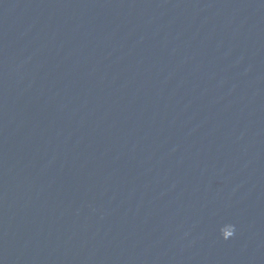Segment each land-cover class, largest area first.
Instances as JSON below:
<instances>
[{
  "label": "water",
  "instance_id": "water-1",
  "mask_svg": "<svg viewBox=\"0 0 264 264\" xmlns=\"http://www.w3.org/2000/svg\"><path fill=\"white\" fill-rule=\"evenodd\" d=\"M0 264H264V0H0Z\"/></svg>",
  "mask_w": 264,
  "mask_h": 264
}]
</instances>
